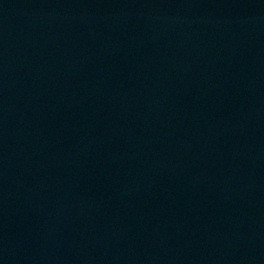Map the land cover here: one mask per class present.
Listing matches in <instances>:
<instances>
[{"label":"water","instance_id":"obj_1","mask_svg":"<svg viewBox=\"0 0 264 264\" xmlns=\"http://www.w3.org/2000/svg\"><path fill=\"white\" fill-rule=\"evenodd\" d=\"M0 264H264V0H0Z\"/></svg>","mask_w":264,"mask_h":264}]
</instances>
